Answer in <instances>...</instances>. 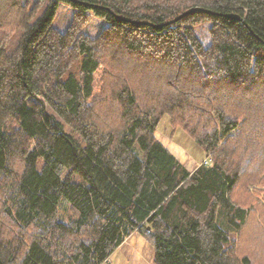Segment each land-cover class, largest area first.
Masks as SVG:
<instances>
[{
  "label": "trees",
  "instance_id": "16d2710c",
  "mask_svg": "<svg viewBox=\"0 0 264 264\" xmlns=\"http://www.w3.org/2000/svg\"><path fill=\"white\" fill-rule=\"evenodd\" d=\"M123 54L143 92L109 73ZM250 99L264 111V0H0V264H102L133 232L154 264H264V120L231 106ZM165 114L208 161L157 139Z\"/></svg>",
  "mask_w": 264,
  "mask_h": 264
},
{
  "label": "rangeland",
  "instance_id": "374dc122",
  "mask_svg": "<svg viewBox=\"0 0 264 264\" xmlns=\"http://www.w3.org/2000/svg\"><path fill=\"white\" fill-rule=\"evenodd\" d=\"M72 10L67 6L62 4L59 8L58 15L55 19V23L59 27H64L67 23L70 22V13ZM14 17V14H11L9 16L10 19ZM108 24L103 21L102 19L96 18L92 15H90V19L86 24L84 25V31L86 34L90 35L91 37H96L98 34L104 29ZM110 57L104 56L103 61L106 65V67H109V63L111 61L114 62L115 67L109 70V73H112L113 75H116L115 77L122 80L123 76H127V79H136L137 84L136 87L138 89V92H143V89L146 85L149 84V82L141 76V73L137 70L135 71L134 76H130L129 72L127 75V72L125 70H129L130 67L134 63H131V59L127 56L122 55V57H117L109 55ZM132 57V56H131ZM130 60V61H129ZM142 64V63H141ZM131 70V68H130ZM106 76H109L106 73ZM110 77V76H109ZM254 94H258V86H253L252 89ZM232 90H228V92H231ZM237 95H239L237 93ZM249 103L248 105L245 102H241L239 104H233L230 107L227 106L229 109H237L240 112H243L245 115L249 113V117L244 116L249 120V123H252V129L254 131L258 130L260 123V120H264V111L263 108L260 110V104L257 103V101L254 100H247ZM259 106V107H258ZM246 108H248L246 110ZM259 122V123H257ZM65 130L71 134V136L75 139V141H78V144L82 145L83 140L80 137L79 134H77L75 131H73L69 126L64 125ZM236 132V129L230 133V135H234ZM155 136L158 140H160L175 156L179 158V160L186 166L187 169L193 170L195 167H197L200 163L208 161V155L201 147L198 145L185 131L182 130L180 126L173 125L170 122L169 116L164 115L159 124L157 125ZM223 142V141H222ZM240 146H238V149ZM249 164H247L246 161L241 163L239 166L241 168L240 173H244L247 171V169H244V166L247 168ZM249 169V168H248ZM253 187H256L257 185L253 184ZM260 188L263 190L264 194V184L260 185ZM73 216V212L71 210V207L69 203L66 201V199L61 196L59 198V205H58V212L57 217L58 219L69 222L70 219ZM153 246L146 241L143 236L138 232L131 233L123 242L122 244L115 249L108 259L104 261L102 264H154L153 262Z\"/></svg>",
  "mask_w": 264,
  "mask_h": 264
},
{
  "label": "water",
  "instance_id": "95a60500",
  "mask_svg": "<svg viewBox=\"0 0 264 264\" xmlns=\"http://www.w3.org/2000/svg\"><path fill=\"white\" fill-rule=\"evenodd\" d=\"M196 10H200V11H203V12H207V11H209V10L203 8V7H192V8H190V9H188V10L182 12V13L179 14L177 17H175L174 19L170 20L168 23L174 22V21L178 20L181 16H183V15L189 13V12L196 11ZM228 16H230V17H232V18H235L236 20H241V21L245 22V21L243 20V18H241V16H239V15H237V14H228ZM166 24H167V23H166Z\"/></svg>",
  "mask_w": 264,
  "mask_h": 264
}]
</instances>
